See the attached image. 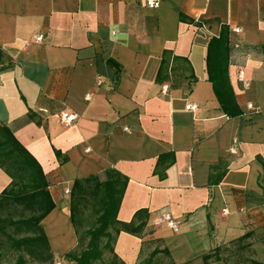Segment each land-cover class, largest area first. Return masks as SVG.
<instances>
[{
	"label": "crops",
	"instance_id": "0c3cea01",
	"mask_svg": "<svg viewBox=\"0 0 264 264\" xmlns=\"http://www.w3.org/2000/svg\"><path fill=\"white\" fill-rule=\"evenodd\" d=\"M158 1L0 0V126L44 171L55 208L41 226L57 264H75L66 255L79 246L75 182L110 171L128 179L118 220L145 211L162 245L146 260L157 249L171 264H228L242 244L264 264V0ZM216 54L239 116L216 95ZM63 112L78 121L65 127ZM11 182L0 168V195ZM166 212L178 233L157 224ZM143 249L126 232L114 244L120 264H140ZM216 250L222 260H206Z\"/></svg>",
	"mask_w": 264,
	"mask_h": 264
},
{
	"label": "trees",
	"instance_id": "16d2710c",
	"mask_svg": "<svg viewBox=\"0 0 264 264\" xmlns=\"http://www.w3.org/2000/svg\"><path fill=\"white\" fill-rule=\"evenodd\" d=\"M225 32V28L223 29ZM223 37V35H222ZM214 43H221L213 40ZM211 48V47H210ZM216 54V62L209 64V71L216 95L222 108L228 116H239L240 111L231 112L229 104L234 99L233 89L230 84L228 71V60L222 61ZM211 58V53H210ZM225 62L226 66L222 63ZM7 63L3 50L0 49V66ZM166 62L164 60L159 73V79H164ZM59 155V153H58ZM0 168L12 179L10 186L0 195V210L11 206H21L24 210L31 212L28 218L14 220L12 218H0V232H5L6 227H15L18 233L27 232L31 234L20 239H9L17 250L25 249L29 254L43 264H54V255L41 222L54 210L55 204L48 191V184L41 165L22 146L6 128L0 126ZM128 179L119 172L110 171L109 180L105 183L97 178H88L75 182L72 190L71 219L77 230L79 246L81 248L84 240L87 245L80 251H72L66 255V260L75 264H96L104 259L105 252L113 255L111 264H120L118 256L114 251V244L122 232L141 237L147 228L146 212L139 211L130 224L118 220V212L122 199L126 192ZM91 207L96 217L92 227L87 226L85 211ZM84 231L80 233L79 227ZM250 234L244 239H248ZM102 239H107L104 247L101 246ZM166 253H168L166 251ZM159 254L155 250L145 264H152L154 258ZM214 259L221 261L220 252L216 250L213 255L206 257V260ZM17 264H26L23 256L18 258Z\"/></svg>",
	"mask_w": 264,
	"mask_h": 264
},
{
	"label": "rangeland",
	"instance_id": "374dc122",
	"mask_svg": "<svg viewBox=\"0 0 264 264\" xmlns=\"http://www.w3.org/2000/svg\"><path fill=\"white\" fill-rule=\"evenodd\" d=\"M31 215V212L24 210L21 206H11L5 208L4 210H0V218L3 219L12 218L14 220H19L21 218H28ZM85 219L87 221V226L92 227L94 225L93 223L95 222L96 217L93 215L91 207H88V209L85 211ZM82 228V226L79 227L80 233L84 231ZM30 235L31 234L27 232L18 233L15 227H6L5 232H0V264H17L18 258L20 256L25 258L26 264H43L39 260L33 258L25 249H15L12 245L13 242L9 239L10 237L14 239H20ZM142 239L144 240V249L140 264H145V260L149 257L150 253L155 248H161L162 245L159 243V241L154 240L150 231L144 232L142 234ZM87 242L88 240L85 239L81 248H78L77 251L85 248ZM106 242L107 239H102L101 246L104 247ZM251 256L250 249L245 247L242 248V244H234L230 248H227L223 253V259L228 264H250ZM112 258L113 255L106 251L104 259L96 264H111ZM54 261V264H57L55 257ZM152 264H171V261L169 257L166 256V254L161 253L154 259Z\"/></svg>",
	"mask_w": 264,
	"mask_h": 264
},
{
	"label": "built area",
	"instance_id": "2783aa9c",
	"mask_svg": "<svg viewBox=\"0 0 264 264\" xmlns=\"http://www.w3.org/2000/svg\"><path fill=\"white\" fill-rule=\"evenodd\" d=\"M145 1H146V4L150 7H157L159 5L158 0H145ZM233 31L238 34L241 32V29L240 28H234ZM44 39L45 38L42 35L37 36L35 38V43L43 42ZM165 88L167 89V86H165ZM86 100L90 101L91 95H88L86 97ZM187 109H188V111H195L197 109V106L194 104H190V105H188ZM58 118L60 119L61 123L65 127L69 128V127H72L78 121L79 117L77 114H74V113L70 114L67 112H63L58 116ZM126 131L128 132L129 130L126 129ZM157 224L158 225H162V224L168 225L173 230L174 233H178L180 231L179 222L175 219V217L170 212H166V213L162 214L159 217Z\"/></svg>",
	"mask_w": 264,
	"mask_h": 264
}]
</instances>
